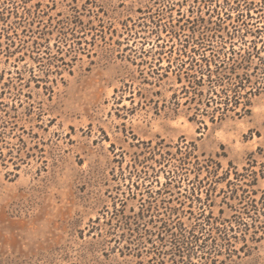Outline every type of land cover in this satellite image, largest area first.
Masks as SVG:
<instances>
[{
  "label": "rangeland",
  "instance_id": "1",
  "mask_svg": "<svg viewBox=\"0 0 264 264\" xmlns=\"http://www.w3.org/2000/svg\"><path fill=\"white\" fill-rule=\"evenodd\" d=\"M220 23L264 0H0V264H264V92L197 102Z\"/></svg>",
  "mask_w": 264,
  "mask_h": 264
},
{
  "label": "trees",
  "instance_id": "2",
  "mask_svg": "<svg viewBox=\"0 0 264 264\" xmlns=\"http://www.w3.org/2000/svg\"><path fill=\"white\" fill-rule=\"evenodd\" d=\"M246 2L248 0H238ZM228 4V3H227ZM262 5H259L261 8ZM237 13V20H241L243 16L250 17L249 13L241 12L240 6L236 5L234 8ZM252 9L248 7L247 10ZM254 10L258 8L254 7ZM239 17L241 19H239ZM211 22H208L210 24ZM217 25V24H216ZM215 26H204L205 30L199 32L200 40L197 42L200 49L206 48L213 40L218 43L216 50H211V57L202 56L203 53H198L199 58L203 61L204 67L199 71V79L195 82L197 85H203L202 82H207V91L197 101L204 106L212 108L210 113V120L214 122L217 119H222L228 111H234L236 115L249 112L250 96L264 92V56L259 53L264 46V32L258 30H244L245 33L234 32L225 30L222 24ZM252 35L254 38L247 44L245 37ZM239 38L242 46L234 48L232 42L234 38ZM261 42L259 48L258 43ZM247 45L245 48L244 46ZM226 47H228L226 49ZM225 49V50H224ZM195 54L196 51L191 48ZM186 52H183V54ZM191 60L192 65L196 63L192 55L185 54ZM256 57L258 62L252 64L253 58ZM213 65L217 70L210 69ZM220 69V71H219ZM224 69V70H223ZM239 71H241L239 73ZM214 75V78H212ZM239 108V110H237ZM200 108H197L199 111ZM208 113V109L206 110ZM203 114V113H202Z\"/></svg>",
  "mask_w": 264,
  "mask_h": 264
}]
</instances>
